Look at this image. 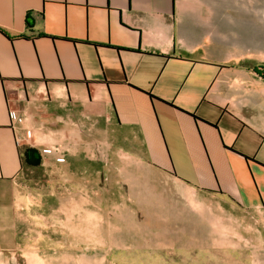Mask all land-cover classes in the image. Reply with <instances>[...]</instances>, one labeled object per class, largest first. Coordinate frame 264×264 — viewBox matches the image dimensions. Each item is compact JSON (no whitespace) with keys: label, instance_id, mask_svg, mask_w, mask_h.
<instances>
[{"label":"crops","instance_id":"obj_1","mask_svg":"<svg viewBox=\"0 0 264 264\" xmlns=\"http://www.w3.org/2000/svg\"><path fill=\"white\" fill-rule=\"evenodd\" d=\"M131 163L264 213V0H0V253L31 172Z\"/></svg>","mask_w":264,"mask_h":264},{"label":"rangeland","instance_id":"obj_2","mask_svg":"<svg viewBox=\"0 0 264 264\" xmlns=\"http://www.w3.org/2000/svg\"><path fill=\"white\" fill-rule=\"evenodd\" d=\"M125 167L78 174L77 189L68 173L55 182L31 172L29 213L17 215L0 264H264V213L143 164Z\"/></svg>","mask_w":264,"mask_h":264},{"label":"built area","instance_id":"obj_3","mask_svg":"<svg viewBox=\"0 0 264 264\" xmlns=\"http://www.w3.org/2000/svg\"><path fill=\"white\" fill-rule=\"evenodd\" d=\"M11 118H16V112L15 111H11ZM17 120L21 123V124H25V122H26V118L24 117V116H19L18 118H17ZM26 135L28 136V137H30L31 136V130H27L26 131Z\"/></svg>","mask_w":264,"mask_h":264}]
</instances>
